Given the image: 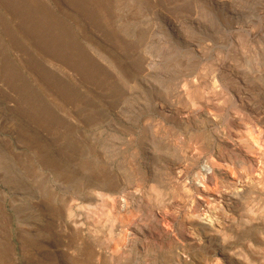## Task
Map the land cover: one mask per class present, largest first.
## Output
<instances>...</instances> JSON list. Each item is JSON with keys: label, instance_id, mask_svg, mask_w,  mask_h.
<instances>
[{"label": "rangeland", "instance_id": "1", "mask_svg": "<svg viewBox=\"0 0 264 264\" xmlns=\"http://www.w3.org/2000/svg\"><path fill=\"white\" fill-rule=\"evenodd\" d=\"M262 8L264 0H0V264H230L189 224L228 207L225 176L257 184L226 249L241 264H264V145L246 146L264 137V122L252 114L234 126L246 104L239 113L225 102L238 96L231 66L249 65L264 88V11L251 21ZM195 92L210 99L204 115L175 118L173 98ZM218 147L251 160L218 166ZM150 209L164 230L149 225ZM112 216L123 231L113 240Z\"/></svg>", "mask_w": 264, "mask_h": 264}, {"label": "bare ground", "instance_id": "2", "mask_svg": "<svg viewBox=\"0 0 264 264\" xmlns=\"http://www.w3.org/2000/svg\"><path fill=\"white\" fill-rule=\"evenodd\" d=\"M219 4V3H218ZM220 6L223 5V3L221 2L219 4ZM260 12L256 14V17H252L251 16V21L252 22H256L259 15L261 14L262 11H264V8L259 10ZM255 15V14H254ZM170 24L172 25V27L174 29H176L177 31L179 30L176 26V24L173 22L172 19H170V17L167 16L166 18ZM260 29L262 31V34L264 35V24H262L260 26ZM258 48H261V50L263 49L264 52V48L261 47V45L257 46ZM253 50V49H251ZM238 59V58H236ZM243 66H245V64H242ZM241 66V65H240ZM238 66H231V72L236 73L237 78L239 79L238 85H237V89H238V96L234 95L231 100H225V102L227 104H231L232 107H236L238 110L237 112L240 113V109H239V102L241 101L242 103H245V116L241 117L240 119L236 117L232 118V122L233 125L239 126L241 123H243L241 120L244 119V124L247 125L249 122L247 121L248 115H252L255 114L256 116H259L257 118H261V119H257V121L254 122V124H259V122H264V101L263 104H259V99L258 97H256V94L253 91V88H257L260 91L257 92L259 95H261V97L264 98V88H262V85L260 84V82H258L261 78L253 75L250 73V71H248L249 65H246V68L244 67L243 69ZM245 69V71H243ZM241 79V81H240ZM242 82V83H241ZM192 85H194L195 83L192 82ZM262 88V90H261ZM198 92V90H196ZM257 94V95H258ZM210 99L205 98L204 97V93H194L192 96H189L187 98L182 97V95H178L175 98H173L172 100V104H171V108L170 110L172 111V114L175 118H181L182 115L185 116V119L187 121H189L191 118H193L196 113L198 115H204V102H209ZM264 100V99H263ZM197 104L199 107L196 109H192V105L191 104ZM230 105V106H231ZM261 115V116H260ZM236 126V127H237ZM257 125H255L256 127ZM254 133V132H251ZM263 134L262 131H259L258 134L255 137H247V143L246 146L255 149L256 151H261V146L264 145V137L261 138V135ZM246 135V134H245ZM245 135H239V137L241 138V140L243 138H245ZM251 135V134H250ZM231 137V142L233 141L234 143L237 142L239 143L236 139ZM240 144V143H239ZM240 148L242 149L243 146L240 145ZM153 146L150 145L147 150H146V156L147 160H151L152 158H156L157 155H154L155 149L152 151ZM151 150V151H150ZM236 153V155H235ZM264 154V152H260L259 157L261 158V156ZM216 156H217V160L216 163L218 166L223 165L225 163V161L229 160H239L241 159V161L244 164H247L248 161H250L251 159L246 158V156L239 154L238 152H232L230 153L229 158H227L228 153H226V151L222 148V147H218V149L216 150ZM150 157V158H149ZM148 162V161H147ZM193 164V163H192ZM228 164V163H227ZM229 166V164H228ZM204 176V175H203ZM202 176V177H203ZM227 181L231 180L229 185H223V186H219V187H223L228 189L225 197H226V202L228 204L229 210H233V215H229V217L227 218L228 214H227V208H223L221 210V212H218V208H216V206H214L212 208V211L210 213H208L206 215V217L204 218V220L200 222L199 219H190L189 224L190 227L195 226L193 229V234H195L198 239L203 242V247L205 248H210L212 250V254H216L218 256L221 257L222 256H226L227 258H229V263L230 264H241L239 261H235L234 258V254H230L227 249V241H228V235L226 230L228 229H237L242 227L245 223H244V219L242 217L238 216V211L239 208H241L243 206V204L250 198V195L256 191L257 189V184H254L252 182H247L244 181L242 179H240L239 177L233 176V178L231 177H224ZM168 202L166 200H159L157 202L156 208L159 209V212L162 213V209L165 208L166 211H168ZM116 203H114L113 206H115ZM164 215V218H169L170 214H168L167 212L162 213ZM227 214V215H226ZM194 218V217H193ZM227 218V219H226ZM148 219L150 221L149 225H151L155 231V228H159V230H164L161 227V218L160 216L153 211V209H150V211L148 212ZM257 222V221H254ZM121 221L115 217L112 216V219L110 221L109 225V230H108V235L110 237L111 240H113V238H116L118 235V230L120 232H123L121 227L122 225ZM192 225V226H191ZM134 230H139L138 226L133 228ZM192 229V228H191ZM95 233L97 234L98 238H101L99 236H101L99 234V230L97 229V231L95 230ZM156 233H159V231L156 229ZM129 236V237H128ZM122 237V236H121ZM104 238V237H103ZM109 239V240H110ZM124 240L126 243H131V238H130V234L129 232L127 233V235L125 234L124 236ZM121 243H123V241ZM120 242V241H119ZM118 242V243H119ZM116 244V246L114 245L115 250H118L120 245ZM115 244V243H114ZM114 249V248H113ZM213 259V256L211 255H207L205 256V260H208L210 262H212L211 260ZM117 261V259H115Z\"/></svg>", "mask_w": 264, "mask_h": 264}]
</instances>
